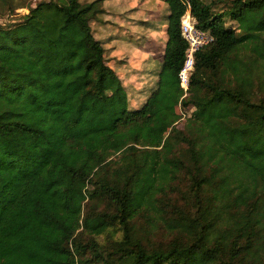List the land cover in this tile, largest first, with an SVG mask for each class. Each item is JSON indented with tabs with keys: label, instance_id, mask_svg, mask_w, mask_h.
Masks as SVG:
<instances>
[{
	"label": "trees",
	"instance_id": "trees-1",
	"mask_svg": "<svg viewBox=\"0 0 264 264\" xmlns=\"http://www.w3.org/2000/svg\"><path fill=\"white\" fill-rule=\"evenodd\" d=\"M165 1L134 110L92 29L104 0L0 26V264H264V0ZM187 11L211 39L185 91Z\"/></svg>",
	"mask_w": 264,
	"mask_h": 264
},
{
	"label": "crops",
	"instance_id": "crops-1",
	"mask_svg": "<svg viewBox=\"0 0 264 264\" xmlns=\"http://www.w3.org/2000/svg\"><path fill=\"white\" fill-rule=\"evenodd\" d=\"M103 8L104 13L91 25L106 49L108 64L125 86L140 75L144 78L139 81L140 92L148 88V79L155 88L158 75L153 71L163 62L167 42L168 4L165 0H104ZM139 24L147 28L144 36L139 34V29H143Z\"/></svg>",
	"mask_w": 264,
	"mask_h": 264
},
{
	"label": "rangeland",
	"instance_id": "rangeland-1",
	"mask_svg": "<svg viewBox=\"0 0 264 264\" xmlns=\"http://www.w3.org/2000/svg\"><path fill=\"white\" fill-rule=\"evenodd\" d=\"M41 1H50V0H0V26L9 27L22 22L23 17L27 13H29V7H35ZM202 1L209 4L214 12H221V11H228L232 5L233 0H202ZM187 13L190 14V12ZM231 23L235 25V22H231V20H229V24ZM139 25L140 27H143V29L142 28L139 29V34L144 36L146 32L145 30H147V28L142 26L141 24ZM96 39H99L98 36L96 37ZM161 46H163V44ZM161 53L162 51L160 50L158 52V55L161 56ZM137 64L139 65V62ZM158 65L159 66L156 67L153 71L154 73L156 72L155 73L156 75H158V71L161 69L162 62L159 63ZM140 77L141 76L139 75L138 78H131L126 86L128 92L130 110L139 109L140 107H142L145 100L147 99V96L151 92L150 89L154 88L153 82H151V80L148 79L147 80V84L149 85L148 88H146L144 92H140V89H142L140 85L142 84H139V81L144 80V78H140ZM194 109L195 108L192 106L183 107L179 105L177 107V111L180 115V119L177 121L176 127H178L179 129H183L187 119L191 116ZM155 238L168 239L169 236L165 235L164 237L163 234H160Z\"/></svg>",
	"mask_w": 264,
	"mask_h": 264
},
{
	"label": "built area",
	"instance_id": "built-area-1",
	"mask_svg": "<svg viewBox=\"0 0 264 264\" xmlns=\"http://www.w3.org/2000/svg\"><path fill=\"white\" fill-rule=\"evenodd\" d=\"M182 34L189 43L187 58L180 73L181 86L185 91H187L189 87L190 76L194 69L195 52L202 46L206 45L211 38L208 33L195 27V20L189 13L185 14L182 18Z\"/></svg>",
	"mask_w": 264,
	"mask_h": 264
}]
</instances>
